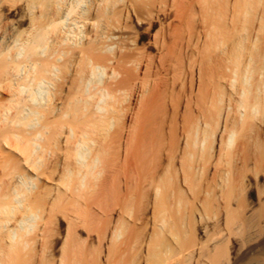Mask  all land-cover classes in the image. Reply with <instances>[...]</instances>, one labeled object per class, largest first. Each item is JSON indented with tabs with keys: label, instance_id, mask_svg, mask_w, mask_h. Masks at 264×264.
<instances>
[{
	"label": "bare ground",
	"instance_id": "bare-ground-1",
	"mask_svg": "<svg viewBox=\"0 0 264 264\" xmlns=\"http://www.w3.org/2000/svg\"><path fill=\"white\" fill-rule=\"evenodd\" d=\"M262 162L264 0H0V264H227Z\"/></svg>",
	"mask_w": 264,
	"mask_h": 264
},
{
	"label": "rangeland",
	"instance_id": "rangeland-1",
	"mask_svg": "<svg viewBox=\"0 0 264 264\" xmlns=\"http://www.w3.org/2000/svg\"><path fill=\"white\" fill-rule=\"evenodd\" d=\"M183 26L184 27H182L181 29L182 32L180 33L183 34L188 39L190 36V33L188 34L190 27L188 28V25L186 23ZM261 168L262 169H259L260 172L258 171L259 175L257 177V180H256L257 175L256 176L253 175L254 179L251 180L250 182L251 184L246 185L247 189L245 188L246 191H243L244 194L243 193H241L242 195L238 193L236 194L237 197H234L232 202V205L233 203L235 204L233 206L235 207L237 205H239V207L242 206L240 209L243 211L246 209L249 211L250 209L253 211L254 210L256 211L257 209L259 211L260 206L264 203V162L261 163ZM249 211H244L245 212L244 214H246V212ZM215 219H211L209 225L211 224L214 225L215 221L213 220ZM261 225L262 227L261 230H259V232L258 231L255 233H251L247 231L244 232V230L240 229L242 231L241 234L239 233L241 232L240 230L237 233V230L239 229L238 226H240V223H236L238 229L237 227L235 228L234 226L233 233L235 234H233V237L230 239L231 242L228 245L229 250H228V259L226 260L227 264H264V227H263L264 223ZM226 232L227 231H225V233Z\"/></svg>",
	"mask_w": 264,
	"mask_h": 264
}]
</instances>
